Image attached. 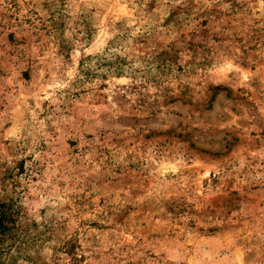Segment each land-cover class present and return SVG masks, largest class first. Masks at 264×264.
I'll return each mask as SVG.
<instances>
[{
    "label": "clouds",
    "instance_id": "obj_1",
    "mask_svg": "<svg viewBox=\"0 0 264 264\" xmlns=\"http://www.w3.org/2000/svg\"><path fill=\"white\" fill-rule=\"evenodd\" d=\"M34 3L43 17H33L34 30L46 26L51 43L64 48L60 54L53 50L52 58L21 61L32 77L24 92L29 99L35 94L34 105L17 103L15 87L0 79V202L14 201L23 222L16 240L0 244V264H264V225L212 244L202 237L213 236L217 221L200 219L194 206L181 204L168 212L160 204L145 211L148 201L159 203L182 190L183 169L171 177L162 174V163L177 158L173 142L202 159L226 161L229 170L211 177L220 188L227 190L235 178L237 187L264 190V139L253 145L256 151H246L244 168L228 152V129L245 122V131L264 129V44L258 60L241 51L255 30L264 41V0ZM186 9L192 17L206 10L221 17L212 16L207 29L198 31L202 47L195 54L187 48ZM172 12L176 15L169 19ZM101 32L103 46L89 55ZM162 50L168 58L157 60ZM225 62L233 67L220 78L217 69ZM245 72L248 81L241 88ZM53 79L65 87L57 89L55 106L44 105V85ZM221 97L230 101L224 111L229 117L235 113L240 123L222 128L221 119L206 121L208 130L195 132L153 126L161 100L171 108L197 98L195 110L203 115ZM149 98L156 103L147 105ZM153 111L156 116L149 115ZM176 119L179 123L183 115ZM89 133L91 139H85ZM69 136L79 141L77 148H66ZM260 213L264 218V209ZM119 217H125L124 224L116 223Z\"/></svg>",
    "mask_w": 264,
    "mask_h": 264
},
{
    "label": "rangeland",
    "instance_id": "obj_2",
    "mask_svg": "<svg viewBox=\"0 0 264 264\" xmlns=\"http://www.w3.org/2000/svg\"><path fill=\"white\" fill-rule=\"evenodd\" d=\"M37 7L34 0H0V79L6 81L10 87H15L17 91L13 93V96L16 97L17 103L23 101L26 104L33 105L36 103L35 94L33 93V98L29 99L24 92V89L33 83L32 77L26 67L25 70H22L21 61L25 57H39L41 60L44 57L52 58L53 50H55L56 54H60L64 48L62 43L59 47L51 43L53 37L49 31H46V26L40 25L39 31L34 30L33 17L35 16L38 20L43 19L37 11ZM42 7L47 10L48 5L44 4ZM185 13L190 18V29L187 35L191 39L187 42V48L195 54L199 47H202L196 42L198 31L202 28L207 29L212 16L216 17V21L220 20L221 17L216 10H206L195 17H192L191 9H186ZM175 15L176 12H172L169 19ZM49 19H51V16H49ZM58 27L63 29L65 24L61 22ZM258 31L255 30L247 38L248 46L241 48L245 56L251 55L254 60L259 59L258 53L260 47L264 44V41L257 34ZM105 38L106 34L101 32L95 42L88 47L89 55L103 46ZM243 39L240 38L237 43H240ZM168 47H171V45ZM42 49L43 51H41ZM76 55L79 57L81 54L77 52ZM162 58H168L166 51L162 50L157 54V60ZM65 59H68V57L66 56ZM76 63L79 66L82 61L77 60ZM257 66L254 65L253 70ZM232 67L231 63L225 62L219 66L216 75L222 78L228 71H231ZM117 80L118 83H123L119 78ZM247 81L248 73L245 72L241 77L240 87L243 88L244 82ZM63 87L65 85L56 79L45 84L44 88L48 91L43 104L47 105L51 102L55 106L58 103L55 98L56 91ZM103 87H107V85ZM182 95H185V99H188L190 94L182 93ZM11 98L9 97V99ZM196 99L192 98L187 105L173 104L171 108L167 106L164 100H161V114L157 117L153 126L158 129L180 128L186 132H195L198 128H203L207 131L206 121L215 122L217 119H221L223 120L222 128H227L233 120L236 123H240L235 113H232L231 117H229L224 111V106L230 103L224 97L217 101L215 109L211 113H204L203 115L195 110ZM153 103H156V101L150 98L146 101L147 105ZM178 114L183 115V119L179 123L176 119ZM149 115L156 116L157 113L153 111ZM246 124L247 122L241 125L239 129H228L230 133L228 152L233 159L237 160V166L241 168H244L247 160L246 151L249 149L256 151L257 148L253 147V145L258 147L260 139H264V129L257 125L251 132H248L245 131ZM250 137H259V139L252 140ZM85 139H91V134H87ZM64 144L67 149H74L77 148L79 141L69 136L65 139ZM171 146L177 158L175 161H164L162 163V174L171 177L175 176L180 169H183L182 190L174 194H167L166 199L159 201V203H157V200L148 201L145 204L146 213L156 211L160 204H164L168 212H175L181 204L194 206L201 212L200 219L207 218L217 221L216 228L210 230L214 231L213 236L202 237V239L212 244H220L232 240L235 232L244 233L246 230L251 232L254 228L258 231L264 225V218L261 217L260 213V210L264 209V190L259 185L249 186L241 183L237 187L235 178H232L227 190L220 188L218 180H211V177L220 173L222 169L225 171L229 170L225 167L226 161L220 157L202 159L194 151L187 149L185 145H178L175 142ZM240 179L243 181V176ZM197 198H199V202H196ZM1 205L10 207L9 212L12 213L14 219V223L10 224L9 233L0 237V244H3L7 239L16 240L18 238L23 222L21 209L16 206L14 201L0 202ZM180 211L186 212L188 208H181ZM204 213L207 214L206 217L203 215ZM116 223L124 224L125 217L117 218ZM92 227L95 228L96 224L93 223Z\"/></svg>",
    "mask_w": 264,
    "mask_h": 264
},
{
    "label": "trees",
    "instance_id": "obj_3",
    "mask_svg": "<svg viewBox=\"0 0 264 264\" xmlns=\"http://www.w3.org/2000/svg\"><path fill=\"white\" fill-rule=\"evenodd\" d=\"M8 205L0 206V237L6 236L10 231V224L14 223L12 213L9 212Z\"/></svg>",
    "mask_w": 264,
    "mask_h": 264
}]
</instances>
